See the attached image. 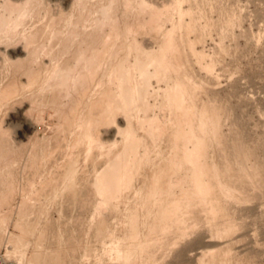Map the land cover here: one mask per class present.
I'll return each instance as SVG.
<instances>
[{
  "label": "rangeland",
  "instance_id": "374dc122",
  "mask_svg": "<svg viewBox=\"0 0 264 264\" xmlns=\"http://www.w3.org/2000/svg\"><path fill=\"white\" fill-rule=\"evenodd\" d=\"M88 1L90 2L88 3L89 6L86 5L87 8L85 9L88 13L87 15V13H85V11L82 9L77 10L75 8H72V4L70 5V0H65L64 2L61 0H41L40 5L35 7L36 9H34V12L29 14L31 17H29V15L24 17L27 25L24 22V18H20L19 21L21 20L22 22L16 21V23H10V26L7 25L8 28L4 27L2 32L0 31V82H2L0 83V99L3 100V102L2 100H0V130L3 131H0L2 133L0 135V154H2L0 155V254H3L7 259L13 261L15 264H22L21 259L23 260V264H44L45 262V264H264V0H146L148 4H150L149 6H151L154 2L153 5H155V7L157 6L156 8H160L159 10L165 11V13L162 15V18L164 19L163 23L165 24V27H167V29L165 27L164 29L166 31H170V29L172 30V28L174 27V45L176 46L177 44L176 49L174 50V52L176 53H174L173 51V55L171 54V52L167 53V57L169 56V61L171 62L172 60L171 64L170 62L169 64L170 67L171 65H173L171 67V70L175 69L173 70L174 72H171L170 75H166L167 78H165V76L158 79L153 78V84L151 83L153 86V90L151 86V91L154 92V90H156L155 92H158L161 88L160 92L163 93V90L165 91L167 86L172 87V85L176 83L175 80L178 79L184 84L185 88L187 87V90L190 86L189 91H191V93L186 90L189 93L185 94V98L189 101L185 100L186 104H183L182 108L180 109L181 112H176L175 110L172 112V110L166 108V106L160 107L162 100L164 103L166 102V98H163L164 95H159L160 92L158 94L155 93L156 95H158L157 97L155 95L154 98L150 97L152 99L151 101L149 99L150 104L154 106V103H156V107L154 106V110H150V114L153 112L152 114L154 116L150 115L149 113L148 114L150 115V117L152 116L151 118L155 117L156 120L159 117L158 123L161 125V128L164 129L165 134L162 136L160 141H158V147L155 146L154 149L152 148V150H150V153L151 151H153L152 155H150V153L148 152V158L147 156H145V149L142 148L143 146H141L140 151H142L140 152V157H138V160L142 163L143 160H145L148 163V165L146 164V166V162L144 161L143 165L145 171L144 169L142 170L141 167V171L139 170L136 174V181L134 180L133 185L129 189V192L132 193L126 195L130 196L127 197V199L125 196L114 206L112 203H107L105 207L101 209L102 215L100 213L101 210H97L96 212L95 209H93L95 204V207L97 209L98 202L94 197L91 199V201H88L86 200V196L84 194H77V192H74V195L70 192L69 194L71 195L69 196L72 197H70V199L66 197H68L69 188L71 189L73 187L72 183H75L77 185V182H79L78 180H83V182L92 181L91 177L88 178L89 174L87 175V173L93 170V168L91 167L95 166V163L98 162L96 160L99 157V154L98 156L91 154L86 159H84V152L87 149L90 140L88 138H83L82 136L85 132L87 120H84L83 118L80 119L82 117L81 115H85L89 112L90 115L95 117L101 106L100 104H103L101 103L104 100V97L102 95L107 91H115L116 85L112 87L113 83L111 84L108 80H104V84L102 83V81L96 80L94 82L95 85L93 84L91 86L93 88L90 87L92 92L87 96L84 95V97H86V100L82 94L78 93L80 95L79 96L73 91L71 92L73 93L71 96L72 99L70 98V96H68L70 100H67V97H63L64 99L67 98L65 102L63 98H60L56 104L53 103V100H51L53 98V94L55 95L56 92H48L49 89L47 90V88H44V84H42V82H31L29 84L26 79L21 77V73L19 74V71H13L14 66L12 65V63L14 62H18L21 59L23 61V59H26L25 54L20 53V50L23 49V47L26 45L28 34L34 33L36 30H40L42 31V33L39 31L40 35L36 37L35 45L33 44L32 46L42 45L43 42L45 43L47 41V43H45L46 45L43 44L44 48H46V52H41V56L39 55L37 57L32 66H35L34 63H36L37 65L38 62L37 69L39 68V71H44L42 75L46 78L49 77L47 71H58L61 68H65V66L71 67L75 60V56L73 60L71 59L73 58V50L74 54H76L75 48L76 50H78L79 47V45L78 47L76 45L77 42L78 44L86 45L85 47L83 46V49L87 50L86 48L89 47L87 45H89L90 42L89 36L91 37V34L88 33L92 29V32L94 31V19L98 15L96 10H98L97 6L99 4V1L97 2V0H87L86 2ZM4 2L5 0H0V7ZM15 2L13 1V3L19 4V2L21 1ZM49 3H51V5ZM60 8L64 10H61ZM66 8H68V12ZM73 9H75V11ZM79 10L82 12H80ZM1 11L2 9L0 8V13ZM52 11L53 15L51 16ZM61 11L64 13V19L62 18V20L60 19L61 21H59L61 14L59 12ZM88 11H91V14ZM95 12L97 15L95 14ZM38 13L40 14V17ZM79 13L85 14L86 19L88 20V22L86 23L87 25L90 26L92 22L93 24H91L90 27H86L84 21L80 24H76L75 22L73 23L72 20L76 21L78 16L80 15ZM169 13L172 16H169ZM34 15L37 16V19ZM92 15L95 16V18ZM128 15H132V12H129ZM57 17L59 23H57L58 25L55 24V28L59 30H61L62 28L61 40H57L58 34L50 36L45 34L48 28V25H46L47 22L49 24L50 18L56 19ZM70 19L73 23V25L71 24L72 26H70ZM37 20L39 22H37ZM63 20L65 21L63 22ZM87 20H85V22ZM66 21H68V24ZM20 24L24 26H22L21 28ZM131 25V33L134 31V35L133 33L131 34L133 36H131V39H133L136 35L135 38L137 39H134L138 42L139 46L142 45L141 47H143L147 52H152V50L156 52L159 51V48L163 43L162 41H164L165 39L164 31L160 32V30H157L155 28V30L157 31L155 32L154 29L152 30V28L154 27H152L150 24H146L142 27L141 25L143 24L137 25L135 23H132ZM14 26H16L17 29ZM74 26H76L75 28H78L77 26H83V28L80 27V30H82H79L80 32H82V35L79 36L78 34L80 33H77L79 37H74L77 38L75 39L76 43L74 40H72L71 44H69V49L65 52L63 51L64 49L62 46L64 42L63 39H65L67 35L66 33L69 32L68 30H70V28V31L75 30L73 28ZM84 26L86 27V30ZM136 26L140 27L137 28ZM63 28L65 29L63 30ZM89 29L90 31H88ZM76 30L75 32H77ZM87 34L89 36H87ZM159 34L161 36L163 35V37H161ZM12 35L17 37H14ZM44 35H46V38L49 36L47 38L49 40H47ZM86 38L88 39V43H83V41H86ZM51 40H54L55 44ZM111 40L112 39L103 43L104 48L102 58L104 57V60L107 59V56H109L106 52V48H108V45L115 43L114 39L112 41ZM73 43H75V45ZM53 44L57 47L56 49ZM72 44L74 45V49L72 48ZM104 44L106 45V47ZM51 46H53L54 48ZM125 46H123L120 51L118 49L121 56H125L123 53H126L128 51V46ZM60 48L62 49V51ZM71 48L73 50H71ZM177 48L179 49L177 50ZM61 52L66 54L67 56L63 54L62 57ZM70 54L72 55L70 56ZM55 55L57 60L55 59ZM131 56L129 57V62L131 65H134L136 56ZM52 58L54 60H52ZM70 63L72 64L70 65ZM46 64L49 67H47V69ZM50 67L53 68L50 70ZM180 68L183 70L182 72L181 70H179ZM34 69L36 68L34 67ZM149 69L151 71H154V66H150ZM102 70L103 68L100 69V71ZM15 73H18L20 75V78L23 80L19 78L18 74L13 76V74ZM185 74L188 76H185ZM13 77H16L20 83L17 82V79L12 80ZM186 77H189L188 79L190 80L188 81ZM10 79L12 80V82H14L15 80L17 83H12L14 85H9L10 87L8 89V81L10 82L9 84H11ZM168 81L170 82V84ZM191 83L192 85H190ZM15 84H18V86ZM16 86L19 88H17ZM191 88L193 89L191 90ZM42 89H44V91ZM50 90L54 89L51 88ZM41 91L43 92V94ZM74 93L78 95V97H76ZM46 95L48 98H46ZM33 96L35 97L33 98ZM190 96H192V98ZM73 97L76 98L75 101V98L73 99ZM100 97L103 100H99L101 99ZM4 98L7 99L5 100ZM42 98L45 99V101L43 100L45 103H42ZM62 100L64 102L63 105L66 107L68 106L66 109L62 107ZM78 100L80 101L78 102ZM67 102L70 105L67 104ZM71 102H73L72 104L74 105H72ZM74 102L77 104V107ZM59 104H61V106H59ZM71 105L73 107L75 106L76 109L74 107L73 110V107H69ZM84 105L88 108L84 107ZM61 108L64 109L62 110ZM68 108H72L71 110H73L74 113L73 111L69 112ZM168 109L172 112V114L174 112L175 113L171 115V112ZM55 110L58 114L55 112ZM183 110L184 112L187 111L185 112L186 115L184 112H182ZM61 111L63 113L66 111L67 114L69 113V115L67 116L65 112V115L63 116V113ZM71 112L74 115L71 114ZM59 113L63 116L62 119L60 118L61 116L59 115ZM136 113V115L138 116L141 113V115L139 116L140 119H142L145 114L142 111L140 112V110ZM57 115H59L60 117H58ZM72 115L74 118H72ZM66 116L67 118H65ZM64 118H69L68 120L71 125H69V122H66ZM64 122L68 123V129L72 128L70 130L72 134L70 133V137H67L69 138L66 140L68 144L66 143V141H63L65 143L64 145L66 146L63 147L62 151V147L61 145H59L60 139L58 138L61 130H59L57 127H59V123L60 129L63 124V127H66L67 124H65ZM74 122L75 124H73ZM136 123H138L139 125H136L140 127V122ZM50 124L52 127L50 126ZM53 126H55L59 130V133L57 132L58 130ZM200 126L202 128H200ZM81 127L84 131H81ZM104 127L105 125H102L100 127V133L98 132L94 139L101 138L103 140V143L107 142V144L105 145L106 147L107 145H110L112 143L111 141H113L114 139L112 140V138L106 135V133L104 132V130L106 131V129H104ZM54 128L56 129L55 132H53L55 130ZM140 131L138 132L139 135L142 137L144 136L143 138H145L142 141L147 140L148 133L144 134V132L147 131V126ZM193 132L196 133V135ZM47 134H49L51 137H54L51 140V145L49 147L47 146L48 148L46 147L47 149H45V152L43 150H39L38 153L33 148L37 145L47 144L50 140L49 138H51ZM77 134L79 136L81 135L82 138H80ZM35 137L37 138L35 139ZM56 137L57 139L54 140ZM60 138L63 139V133L62 137L60 136ZM75 138H78V140ZM195 138L197 140H194ZM81 140L82 142L84 141L82 145ZM86 140H88V142ZM182 140H184V142ZM54 142L58 145V147L60 146L61 148H58L54 144L56 146L55 147L52 144ZM74 142H76V144ZM85 143L88 144L86 145ZM91 143L93 142H90L89 146H91ZM189 143L192 145H190ZM84 144V147H86V149L82 148ZM117 146L121 147L120 144H117L115 147L113 141L112 145L107 146L104 149L108 150V147H111V149H117ZM187 147L190 148V150H188ZM193 147L196 149H194ZM183 148L185 149L183 150ZM154 150L157 152L155 153ZM182 150L183 153L185 151H190L192 153V164L189 163V160H187L184 157V154L181 153ZM82 151H84L83 155ZM30 152L33 154H30ZM37 153L39 154L38 156ZM153 153H155L156 156ZM158 153H161V155L163 154L162 156L164 157H161V155H159ZM171 153H173V155ZM46 154L48 158L46 157ZM75 154H77V156ZM52 156L55 157V159L52 158ZM91 156L95 158L93 159ZM30 157L32 158L29 159ZM90 157L93 159V161H95V163L92 162L93 164H90L91 162L89 161V159L92 160ZM196 157L197 159H195ZM81 158H83L85 162L82 161L83 159ZM100 158L103 159V157H99V160ZM145 158H147L148 161ZM149 158L151 160H149ZM33 159H35L36 162L34 160L33 163ZM31 161L33 164L31 163ZM66 161L68 162L66 163ZM165 161H168V163ZM73 162H76V164ZM161 163H165V168L160 169L161 171L164 170L162 172H160V170L158 169L160 167H163L159 165ZM70 164L72 166H70ZM73 164H75V167L73 166ZM96 164H99L98 169H100L99 167H101L102 163L101 165L100 163ZM7 165L8 167L7 169H5ZM87 165H89L90 168ZM191 165L193 167V171L196 169V172H193L191 170ZM28 166V169H24ZM39 166L41 168L43 166V168L41 169ZM84 166H86L87 168L84 169ZM67 168H69V170L75 168L73 171L71 170V174H73L74 171V174H77L72 176L74 179H70L71 181H68L70 177H65V179L63 178L64 180L62 179L63 172L69 173V170ZM87 169L89 172L87 171ZM24 170L27 171L25 172ZM157 170H159L158 172H160L161 174L157 173ZM84 171L86 172L84 173ZM142 171H144L145 173H143ZM29 172H32L33 174H30ZM53 172L56 173L54 174ZM92 172L93 173H91V175H94V171ZM141 172L142 175L140 174ZM66 173H63V177L66 175ZM56 175L58 177L54 178L53 176ZM77 176L78 179H75L77 178ZM59 178H61L60 180L62 183H64L63 181H65L67 185L64 186L65 183L60 184L58 181ZM139 178L140 181H138ZM171 178H178V182L177 180H175L176 183L173 182ZM75 180L76 182H74ZM196 180L197 182H200L202 184V190H200V187L197 186ZM54 181L57 182L56 186H60H55L56 188H54V190H59V188L61 189V186L63 185V188L60 190V192L56 190L58 191V193L56 192L57 195H55L56 193L53 194V192L55 191L52 188L54 187L53 185L56 184ZM47 182L48 185L51 182L52 184L48 186ZM70 182L71 187L68 184ZM134 185L136 186V189ZM50 186L51 189L49 188ZM66 186L67 188L69 186V188L68 191H65V194L67 192V196L65 197V195H62V192H64ZM132 187H134L135 190ZM77 188H79V186ZM169 188L170 191L172 190L171 194L168 197H162L163 193H166ZM48 189L52 191L51 192L49 190L53 194V196L51 194V198H49L50 193L47 191ZM131 190H134V192L136 191V193ZM46 191L49 194H47ZM139 194H141V196ZM195 194L196 196H194ZM60 195L61 197H59ZM82 195H84L85 197ZM152 195L154 196L152 197ZM156 195L158 196L156 197ZM80 196L84 197L83 199L85 200H80L81 202H87L85 203V205L83 204V207H85L84 209L81 205L82 203L79 202V199H82ZM132 196L134 197L132 198ZM56 197H58V199ZM154 197L157 198L158 202L159 200L164 198L169 199L172 202L176 201L178 203L176 215L166 216V221H164L165 219L163 218V228H161L159 232H157L159 229L156 230L153 228V225L156 221V217L155 215H153L154 213L152 214L147 210L149 209V207H155L158 203L157 201L154 202V200H156V198L154 199ZM142 200H144V202ZM108 204H112L110 205L111 207L108 206ZM144 204H150V206L148 205L146 207V205L144 206ZM89 205H91L93 208H91ZM107 206L111 208L114 213H111V209L106 210ZM87 207H90V209ZM114 207H116L117 209L116 212L114 211ZM92 211L94 212V214ZM25 212L28 213V215H24ZM135 214H138V217H140V229L138 227H133L132 229V223L134 222L133 217L135 216ZM103 215L105 217H103ZM24 216H26L25 219H29L25 221ZM18 218H23V221L19 220ZM100 219L103 222H100ZM98 222H100L101 224ZM29 224H31V227L28 226ZM43 227L47 228L44 229ZM28 228L30 231L28 230ZM134 229L136 230V232L133 231ZM225 229L226 231H229L225 232ZM26 230H28V232ZM10 234H13L17 238L24 239L25 242L21 245L25 247L22 246V249L21 246H17L20 244H18L16 239L14 240L10 238ZM151 234L155 237L151 238ZM58 236L62 238L60 239L61 241H59L61 244L58 242V245L59 247H61L62 251L60 250V248L56 247L60 251L55 250L56 252H52L50 251V249L52 248L51 250H53ZM55 237L57 239H55L54 241L53 238ZM148 238L150 239V241H148ZM145 241H147V243L149 242V244H146ZM53 242L54 244H52ZM135 242L137 245H135ZM40 243L41 248L38 249L40 247ZM43 246L44 249L41 250ZM131 246L132 248H130ZM145 246L147 247L145 248ZM21 249L22 251H25H23V253H26V255L22 254V251H19ZM37 249L40 251V253ZM135 249L138 250L135 251ZM140 249L143 251H141ZM121 250H123L125 253L123 254ZM138 251L139 253H137ZM62 252L66 255L63 254L62 256ZM35 254H38V257L34 256ZM52 254H55V257ZM134 254L137 260H135ZM23 255L25 258H22ZM128 255H130V258H127ZM46 256H48L49 258L47 259ZM120 256L122 258H120ZM138 256L141 260L138 259ZM42 257L43 260H41ZM45 257L48 262L44 260ZM52 257H54L55 259ZM63 257L65 258L66 262L63 261ZM37 258L38 260H36ZM127 260L128 262H126Z\"/></svg>",
  "mask_w": 264,
  "mask_h": 264
},
{
  "label": "bare ground",
  "instance_id": "6f19581e",
  "mask_svg": "<svg viewBox=\"0 0 264 264\" xmlns=\"http://www.w3.org/2000/svg\"><path fill=\"white\" fill-rule=\"evenodd\" d=\"M4 1V0H3ZM13 1L15 2V1H21V2H19V4H15V3H13ZM61 1H65V0H61ZM87 1V0H86ZM85 0H72V2H71V0H70V5L72 4V8H75V9H82V10H84L85 11V13H87L86 12V5H88V3H90L89 1L88 2H86ZM92 1V0H91ZM99 1V4H98V10H96V12H97V14H96V12H95V14L97 15V17L95 18V16H93L94 18H92V19H94V26L95 27H93V25H92V27L94 28V31L92 32V30L90 31V29L88 30V31H90V32H92V33H88V34H91V37L87 34V36H89V38H90V42H89V45H87V46H89V47H87L86 49L87 50H84L83 48L86 46V45H84V44H78V42H77V47H78V45H79V47H78V50H76V48H75V52H76V54H74V45H75V43H76V41H75V39H77L80 35H82L81 33L82 32H80L81 30H80V27H82L83 28V26H77L78 28H75L76 26H74L73 28L76 30V29H78V30H76L77 32H75V30H72V31H70L71 30V28H70V30H68L69 32L68 33H66L67 35H66V37H65V39H63L64 40V42H63V44H62V46H63V51H67L68 49H69V44H71V42H72V40H74L75 41V43H73L72 44V48H71V50H73V55L72 54H70V56L72 55L73 56V58H71L72 60L74 59V56H75V60H74V63H73V65L70 67H67V66H65V68H61V69H57L58 71H47L48 73L47 74H49V77H44L43 75H42V73L44 72V71H39L40 69L38 68L37 69V65H38V62H37V65H36V63H34L35 64V66H32L33 65V62H35V60L37 59V57L40 55L41 56V52H46V48H44V46H43V44H45V43H47V41L44 43L43 42V44L42 43H40V44H42V45H36V46H32L33 44L35 45V39H36V37H38L39 35H40V33H39V31L38 30H36L34 33H31V34H28V37H27V39H26V45L23 47V49H21L20 50V53H23V54H25V56H26V59L24 60L23 59V61H22V59L20 60V61H18V62H14V63H12V65L14 66V70L13 71H19V74L21 75V77L22 78H24V79H26V81L30 84L31 82H33V83H38V82H42V84H44V88H47V90H48V92H50V91H53V92H56V94L54 95L53 94V98L51 99V100H53V103H56L57 104V101H59V99L60 98H63V97H67L68 98V96H70V98H71V96H72V94L73 93H71V92H75V93H79V94H82L83 95V97H84V95H88L89 93H91L92 91H91V88H93V87H91L93 84H94V82L96 81V80H99V81H102V83L103 82H105L104 80H108L111 84H112V87L113 86H115L116 85V89H115V91H107V92H103L104 94L102 95L103 97H104V100L101 98V99H99V100H103V102H101V103H103V104H100L101 106H100V108H99V111H98V113H97V115L94 117V116H92V115H90L89 114V112L88 113H86L85 115H81L82 117L80 118V119H86L87 120V125L85 126V132L83 133L84 135H82L83 136V138H88L89 140H90V142H93V143H91V146H89L90 145V142H89V147L87 146V149H86V147H84L85 146V144L87 145L88 143H85L84 145H83V147L82 148H85L86 150H85V152L84 151H82V155L85 153V158L84 159H86L88 156H90L91 154H93V155H97L98 156V154H99V157H103V159L102 158H100V160H99V157H98V159L96 160V161H98V162H96V163H100V165H101V163H102V165H101V167H99L100 169H98V165L95 163V161H93V159L95 158H93L92 156V160H90L89 159V161L91 162L90 164H93L92 162H94L95 163V166H93V167H91V168H93V170L92 171H94V175H91V173H93L92 171L91 172H89L88 171V169L90 168L89 167V165H87L89 168L87 169V171L89 172V173H87V175H88V178L89 177H91V180L92 181H86V182H83V180H78L79 182H77L78 184L76 185L75 183V186H74V184L72 183V188L70 189L69 188V186H68V188H69V192H68V197H66L67 196V192H66V194H65V191H68V188H67V186H66V188H65V190H64V192H62L63 194V196L65 195V197L66 198H68V199H70V197L71 196H69V195H71V194H73L74 195V192L76 193L77 192V194L79 193V194H84L85 196H86V200H88V201H91V199L94 197L95 198V200L96 201H98L97 202V209H96V207H95V205H94V208L91 206V205H89L91 208H93V209H95V211L97 212V210H101L102 208H104L105 207V205L107 204V203H112L113 204V206L115 205V204H117V202H119L122 198H124L126 195H128V194H130V193H132V192H129V189L131 188V186L133 185V183H134V180L136 181V179H135V176H136V174L138 173V171L140 170V168L142 167V170L144 169V161L145 160H143V163L142 162H140L139 160H138V157H140V152L142 151H140V148H141V146H143L142 148H144L145 149V156H147L149 153H150V150H152V148L154 149V147L155 146H157L158 147V145H159V143H158V141H160V139L162 138V136L165 134V131H164V129L163 128H161V125L158 123V120H159V117H158V119L156 120V118L155 117H153V118H151L150 117V115H153L152 113L150 114V110H154V106H155V104L156 103H154V106L153 105H151L150 104V102H149V99H150V101L152 100L150 97H153L154 98V95L157 97L158 95H156V94H158L161 90V88L159 89V91L158 92H155L156 90H154V92H152L151 91V86H152V80H153V78H160V77H163V76H165V78H167L166 77V75H170V73L171 72H174L173 70H175V69H173V70H171V67L173 66V65H171V67H170V64H171V62H172V60H171V62L169 61V56L167 57V53L168 52H171V54H172V51L174 52V50L176 49V46H177V44H176V46L174 45V34H175V31L173 30V28H172V30L170 29V31L168 30V31H166L165 29H164V27H165V24L163 23L164 22V19L162 18L163 16V14L165 13V11H161V10H159L158 8H156L155 7V5H153L154 4V2H153V4L151 5V6H149L150 4H148V0L146 1V0H97V2ZM50 2V1H49ZM58 2V1H57ZM93 2H96V1H93ZM21 3V4H20ZM40 3H41V0H5V2L3 3V5L0 7L1 9H2V11H1V13H0V31L2 32V30H3V28L4 27H7V25L8 26H10V23H16V21H19V19L20 18H24V17H26L27 15H29L30 13H32V12H34V9H36L35 7H37L38 5H40ZM54 3H56V2H54ZM53 3V4H54ZM50 5H51V3H49ZM158 5V4H157ZM53 6V5H52ZM89 6V5H88ZM91 6H92V3H91ZM154 6V7H153ZM43 7V6H42ZM50 7V6H49ZM48 7V8H49ZM71 7V6H70ZM47 8V9H48ZM55 8V7H54ZM72 8H70V9H72ZM133 8V9H132ZM170 8V7H169ZM46 9V10H47ZM61 9V8H60ZM67 9V12L69 11L68 10V8H66ZM75 9H73L74 11H75ZM92 9V8H91ZM94 9H95V7H94ZM43 10V9H42ZM61 10H64V9H61ZM88 10V9H87ZM93 10V9H92ZM122 10H125V11H122ZM133 10V11H132ZM44 11V10H43ZM50 11V10H49ZM56 11V10H55ZM80 11V10H79ZM83 11V12H84ZM181 11V10H180ZM42 12V11H41ZM48 12V11H47ZM46 12V13H47ZM80 12H82V11H80ZM88 12H90V14H91V11H88ZM93 12V11H92ZM129 12L131 13L132 12V15H128L129 14ZM40 13V12H39ZM38 13V15H39V17H40V14ZM59 13H61L60 14V18H59V21H61L62 20V18L64 17V13L61 11V12H59ZM75 13V12H74ZM181 13V12H180ZM70 14V13H69ZM80 14V13H79ZM93 14V13H92ZM148 14V15H147ZM31 15H33V14H31ZM46 15V14H45ZM44 15V16H45ZM53 15V11H52V14H51V16ZM87 15H88V13H87ZM147 15V16H146ZM34 16H36V15H34ZM41 16H42V14H41ZM69 16V15H68ZM74 16V15H73ZM91 16V15H90ZM169 16H172V15H170V13H169ZM29 17H31L30 15H29ZM38 17V18H39ZM67 17V16H66ZM88 17V16H87ZM43 18V17H42ZM48 18V17H47ZM29 19V18H28ZM36 19H37V16H36ZM41 19V18H40ZM46 19V18H45ZM49 19V18H48ZM61 19V20H60ZM64 19V18H63ZM76 19V18H75ZM89 19V18H88ZM31 20V19H30ZM65 20H67V19H65ZM65 20H63V22L65 21ZM85 20H87L86 19V16H85V14L84 13H81L79 16H78V18H77V20L76 21H74V20H72L73 21V23L75 22L76 24H80V23H83V21H84V24H86L87 22H88V20L85 22ZM90 20H91V18H90ZM172 20V19H171ZM170 20V21H171ZM21 21V20H20ZM19 21V22H20ZM43 21V20H42ZM46 21V20H45ZM58 21V17L56 18V19H54V18H50V22H49V24H48V22H47V24L46 25H48V28H47V30H46V35H54V34H58V36H57V40H61V36H62V34H61V30H62V28H61V30H59V29H56L55 28V24H57V23H59V21ZM72 21H71V19L69 20V22H70V26H72L73 25V23H72ZM169 21V20H168ZM22 22V21H21ZM24 22H25V24L27 25V23H26V20H25V18H24ZM37 22H39L38 20H37ZM63 22H61V23H63ZM67 22V24H68V21H66ZM92 22V21H91ZM90 22V23H91ZM29 23V22H28ZM132 23H135V24H137V25H141V24H143V25H141V27L142 26H145L146 24H150L152 27H154V28H152V30L154 29L155 30V28L157 29V30H160V32H163L164 31V34H165V39H164V41H162L161 43H162V45L160 46V48H159V51L158 52H156V51H153L152 50V52H150L149 50V52H147L143 47H141L142 45H140L139 46V44H138V42L135 40V39H137V38H135V36H134V38L133 39H131V34L134 32H132L131 33V31H132V29H131V24ZM72 24V25H71ZM91 24H93V22L91 23ZM91 24H90V26H91ZM12 25V24H11ZM58 25V24H57ZM65 25H66V23H65ZM81 25H83V24H81ZM134 25V24H133ZM167 25V24H166ZM175 25V24H174ZM20 26H21V28H22V26H24V25H21L20 24ZM19 26V27H20ZM64 26V25H63ZM86 27L88 26V27H90L89 25H85ZM84 26V28H85V30H86V27ZM14 27H16V26H14ZM17 27H18V25H17ZM17 27H16V29H17ZM60 27V26H59ZM137 28H139L140 26H136ZM147 27V26H146ZM8 28V27H7ZM10 28V27H9ZM40 28V27H39ZM166 29H167V27H165ZM11 29V28H10ZM20 29V28H19ZM45 29H46V27H45ZM65 28H63V30H64ZM67 29V28H66ZM68 29H69V25H68ZM5 30V29H4ZM6 30H8V29H6ZM24 30V29H23ZM44 30V29H43ZM80 30V31H79ZM151 30V31H152ZM88 31H86V32H88ZM3 32H5V31H3ZM8 32V31H7ZM13 32V31H12ZM17 32H18V30H17ZM19 32H21V31H19ZM41 33H42V31H40ZM66 32H67V30H66ZM85 32V31H84ZM155 32H157L156 30H155ZM8 33H10V32H8ZM7 33V34H8ZM77 33H80V34H78L77 35ZM136 33V32H135ZM11 34V33H10ZM23 34V33H22ZM25 34V33H24ZM161 34H163V33H161ZM5 35V34H4ZM19 35V34H18ZM46 35H44L45 36V38H46ZM133 35H134V33H133ZM160 35V34H159ZM8 36V35H7ZM6 36V37H7ZM12 36H14V35H12ZM27 36V35H26ZM25 36V37H26ZM48 36V37H49ZM75 36H77V38H74ZM161 36V35H160ZM14 37H17V36H14ZM13 37V38H14ZM24 37V38H25ZM41 37V36H40ZM47 37V38H48ZM56 37V36H55ZM54 37V38H55ZM64 37V36H63ZM81 37H83V36H81ZM85 37V36H84ZM133 37V36H132ZM161 37H163V35L161 36ZM46 38V39H47ZM52 38V37H51ZM74 38V39H73ZM88 38V37H87ZM86 38V41H83V43L85 42H87V39ZM53 39V38H52ZM110 39H114L115 40V43L114 44H111V45H108V48H106L107 49V54L109 55V56H105L107 59H105L104 60V57L102 58V54H103V48H104V46H103V43L105 42V41H108V40H110ZM162 39V40H163ZM1 40V39H0ZM47 40H49V39H47ZM84 40V39H83ZM111 40V41H112ZM181 40V39H180ZM3 41H4V39H3ZM2 41V42H3ZM39 41H40V39H39ZM51 41H53L54 42V44H55V41H56V39H55V41L54 40H51ZM78 41H79V39H78ZM145 41V40H144ZM41 42H42V40H41ZM58 42V41H57ZM110 42V41H109ZM0 43H1V41H0ZM50 43V42H49ZM48 43V44H49ZM80 43H81V41H80ZM88 43V42H87ZM111 43V42H110ZM109 43V44H110ZM142 43V42H141ZM160 43V44H161ZM180 43V42H179ZM22 44V43H21ZM23 44H24V42H23ZM37 44V43H36ZM54 44H53V46H54ZM108 44V43H107ZM46 45V44H45ZM57 45H59V44H57ZM105 45V44H104ZM125 45H127L128 46V51L126 52V53H123L125 56H121V54L119 53V51H120V49L123 47V46H125ZM144 45V44H143ZM19 46V45H18ZM53 46H51V47H53ZM84 46V47H83ZM127 46H125V47H127ZM4 47H6V46H4ZM22 47V46H21ZM55 47V49L57 48L56 46H54ZM53 47V48H54ZM59 47V46H58ZM76 47V46H75ZM105 47H106V45H105ZM146 47H148V46H146ZM179 47V46H178ZM3 48V47H2ZM61 49V48H60ZM118 49H119V51H118ZM124 49V48H123ZM126 49V50H127ZM149 49V48H148ZM152 49V48H151ZM179 48H177V50H178ZM48 51H49V48H48ZM52 51H53V49H52ZM61 51H62V49H61ZM69 52V51H68ZM122 52V51H121ZM51 53V52H50ZM57 53V52H56ZM55 53V54H56ZM174 53H176V52H174ZM173 53V54H174ZM59 54V53H58ZM63 54L64 53H62L61 52V55H62V57H63ZM68 54V53H67ZM106 54V55H107ZM172 54V55H173ZM47 55V54H46ZM54 55V54H53ZM65 56H67L66 54H64ZM119 55H120V57H119ZM131 55H135L136 56V60H135V64L133 65H131L130 64V62H129V57L131 56ZM166 55V56H165ZM171 55V56H172ZM177 55V54H176ZM179 55V54H178ZM2 56V55H1ZM3 57V56H2ZM1 57V58H2ZM132 57V56H131ZM25 58V57H24ZM4 59V58H3ZM2 59V60H3ZM13 59V58H12ZM19 59V58H18ZM55 59H56V55H55ZM103 59V60H102ZM176 59V58H175ZM10 60V59H9ZM52 60H54L53 58H52ZM57 60V59H56ZM62 60V59H61ZM11 61V60H10ZM48 61V60H47ZM67 61V60H66ZM65 61V62H66ZM2 62V61H1ZM54 62V61H53ZM68 62V61H67ZM66 62V63H67ZM73 62V61H72ZM105 62V63H104ZM169 62H170V64H169ZM43 63V62H42ZM8 64V63H7ZM41 64V63H40ZM52 64V63H51ZM54 64V63H53ZM72 63H70V65H71ZM55 65V64H54ZM150 66H154V71H151L150 69H149V67ZM34 67L36 68V69H34ZM39 67V66H38ZM47 67H48V65L46 64V69H47ZM49 68V67H48ZM53 68V67H52ZM51 67H50V70L52 69ZM101 68H103V70L102 71H100V69ZM0 69H1V67H0ZM42 69H44V68H42ZM55 69V68H54ZM178 69V68H177ZM179 70H181V72L183 71L181 68L179 69ZM177 72V71H176ZM179 72V71H178ZM1 73V72H0ZM3 73V72H2ZM16 74H18V73H15V74H13V76H15ZM18 74V75H19ZM46 74V73H45ZM186 74H187V72H186ZM185 74V76H188V75H186ZM20 75H19V78H20ZM181 75V74H180ZM47 76V75H46ZM182 76V75H181ZM189 76H190V74H189ZM169 77H171V76H169ZM17 78H18V76H17ZM16 77H13L12 78V80L13 79H17ZM164 78V79H165ZM173 78V77H172ZM179 78V77H178ZM189 77H186V79H188ZM191 78V77H190ZM3 79V78H2ZM21 79V78H20ZM19 79V80H20ZM174 79H175V77H174ZM0 80H1V75H0ZM11 80V79H10ZM12 80H11V84H9L10 82L8 81V85H7V87H8V89H9V85H14V84H12V83H17V82H19L18 81V79H17V82L14 80V82H12ZM21 80H23V79H21ZM169 80V79H168ZM170 80H171V78H170ZM190 79H188V81H189ZM176 81V83H174V85H172V87H170V86H167V88L165 89V91L163 90V93H161L160 92V94L159 95H161V94H163L164 96H163V98H166V102L164 103L163 102V100H162V102H161V104H160V107L162 106V107H165L166 106V108H169L170 110H172V112L175 110L176 112L178 111V112H181V108H182V106H183V104L185 103V100H187L186 98H185V94H187V93H191V91H189L190 90V86L188 87L189 89L187 90L185 87H184V84L182 83V82H180L178 79L177 80H175ZM3 82H4V80H3ZM169 82V81H168ZM191 82V81H190ZM193 82V81H192ZM0 83H2V82H0ZM20 83V82H19ZM18 83V84H19ZM108 83V82H107ZM152 83V84H151ZM172 83H173V80H172ZM18 84H15V85H17L18 86ZM22 84H24V83H22ZM21 84V85H22ZM104 84V83H103ZM169 84H170V82H169ZM26 85V84H25ZM24 85V86H25ZM34 85V84H33ZM37 85V84H36ZM95 85V84H94ZM190 85H192V83L190 84ZM195 85V84H194ZM16 86V87H17ZM39 86H40V84H39ZM6 87V86H5ZM6 87V88H7ZM14 87V86H13ZM26 87H28V86H26ZM31 87H32V85H31ZM91 87V88H90ZM99 87V86H98ZM5 88V89H6ZM15 88V87H14ZM17 88H19V87H17ZM34 88V87H33ZM51 88H53L54 90H50ZM100 88V87H99ZM194 88V87H193ZM193 88H191V90L193 89ZM196 88V87H195ZM25 89V88H24ZM27 89V88H26ZM35 89V88H34ZM18 90V89H17ZM16 90V91H17ZM22 90V89H21ZM43 91H44V89H42ZM46 90V89H45ZM98 90V89H97ZM100 90V89H99ZM152 90H153V86H152ZM189 91V92H187V91ZM10 91V90H9ZM31 91H32V89H31ZM106 91V90H105ZM42 92V91H41ZM53 92H51V93H53ZM14 93V92H13ZM20 93V92H19ZM50 93V94H51ZM74 93V94H75ZM156 93V94H155ZM42 94H43V92H42ZM47 94V93H46ZM71 94V95H70ZM78 94V95H79ZM95 94V93H94ZM5 95V94H4ZM78 95H76L75 94V96L76 97H78ZM37 96V95H36ZM39 96V95H38ZM80 96V95H79ZM91 96V95H90ZM187 96V95H186ZM6 97V96H5ZM35 96H33V98H34ZM44 97V96H43ZM188 97V96H187ZM191 98H192V96H190ZM32 98V99H33ZM46 98H48L47 97V95H46ZM49 98H50V96H49ZM67 98H63V100H64V102H65V100L67 99ZM75 97H73V99H74ZM85 98V100H86V97H84ZM87 98H89V97H87ZM5 99V98H4ZM7 99V98H6ZM5 99V100H6ZM29 99H30V97H29ZM31 99V100H32ZM72 99V98H71ZM83 99V98H82ZM81 99V100H82ZM190 99V98H189ZM0 100H2V99H0ZM28 100V99H27ZM45 101V99L44 98H42V103ZM51 100H50V102H51ZM63 100H62V102H63ZM67 100H70L69 98L67 99ZM76 100V98L74 99V101ZM84 100V99H83ZM80 100H78V102H79ZM187 101H189V100H187ZM2 102H3V100H2ZM30 102V101H29ZM28 102V103H29ZM61 102V103H62ZM64 102L62 103V105L64 104ZM70 102V101H69ZM77 102V101H76ZM98 102V101H97ZM0 103H1V101H0ZM22 103H23V101H22ZM32 103V102H31ZM41 103V102H40ZM45 103V102H44ZM48 103V102H47ZM73 102H71V104H72ZM75 103V102H74ZM81 103V102H80ZM99 103V102H98ZM189 103V102H188ZM67 104H69L68 102H67ZM67 104H65V105H67ZM163 104V105H162ZM186 104V103H185ZM184 104V105H185ZM41 105V104H40ZM48 105V104H47ZM70 105V104H69ZM72 105H74V104H72ZM69 106V107H73V106ZM75 105H76V107H77V104L75 103ZM78 105H79V103H78ZM87 105V104H86ZM2 106V105H1ZM49 106H52V105H49ZM53 106H56V105H53ZM59 106H61V104H59ZM81 106V105H80ZM62 107H64L65 109L68 107H66V106H62ZM75 107V106H74ZM74 107H73V110H74ZM76 107H75V109H76ZM84 107H86L85 105H84ZM156 107V106H155ZM60 108V107H59ZM64 108H61L62 110L64 109ZM86 108H88V107H86ZM69 109V108H68ZM72 109V108H71ZM71 109H69L68 111L70 112V111H73V110H71ZM80 109V108H79ZM165 109V108H164ZM168 109V110H169ZM54 110V109H53ZM57 110V109H56ZM56 110H55V112H56ZM140 110V112L142 111V112H144L145 114H144V116L142 117V119H140V115H141V113H140V115L138 116V115H136L137 113V111H139ZM167 110V111H168ZM169 110V111H170ZM180 110V111H179ZM76 111H79V110H76ZM76 111H75V114H76ZM84 111V110H83ZM54 112V113H55ZM60 112V111H59ZM62 112V111H61ZM66 112V111H65ZM64 112V113H65ZM82 112V111H81ZM80 112V113H81ZM171 112V111H170ZM172 112L170 113L171 115H173L172 114ZM182 112H184V110L182 111ZM185 112H187V111H185ZM184 112V113H185ZM57 113V112H56ZM63 113V112H62ZM61 113V114H62ZM62 114L63 116L65 115V114H67V112L65 113V114ZM73 113H74V111H73ZM72 112H71V114H73ZM78 113V112H77ZM94 113V112H93ZM150 115H149V114ZM58 114V113H57ZM70 114V115H71ZM143 114V113H142ZM198 114V113H197ZM59 115H60V113H59ZM57 115L58 117H60L61 119H62V115ZM69 115V113L67 114V116ZM74 115V114H73ZM73 115H72V118H74L73 117ZM87 115V116H86ZM170 115V116H171ZM185 115H186V113H185ZM189 115V114H188ZM67 116L65 117V118H67ZM154 116V115H153ZM169 117V116H168ZM40 118V117H39ZM38 118V119H39ZM59 118V119H60ZM64 118V119H65ZM70 118V117H69ZM68 118V119H69ZM76 118V117H75ZM155 118V119H154ZM171 118V117H170ZM60 119V120H61ZM68 119H65L66 120V122L68 121L69 122V120ZM77 119V118H76ZM177 119V118H176ZM42 120V119H41ZM64 120V121H65ZM79 120V119H78ZM162 120V119H161ZM160 120V121H161ZM167 120V119H166ZM63 121V120H62ZM61 121V122H62ZM74 121H75V119H74ZM163 121V120H162ZM161 121V122H162ZM168 121V120H167ZM175 121V120H174ZM173 121V122H174ZM60 122V123H61ZM66 122H64L65 124H67V126L66 127H63L64 126V124L62 125V127H61V129H60V123H59V127H57L59 130H61L60 131V133H59V130L55 127V126H53V127H55L58 131V133L60 134L59 135V141H60V143L61 142H65L67 139H69V138H67L69 135H70V133H71V129H68L67 127H68V123H66ZM77 122V121H76ZM136 122H140V127H138L136 124H138V123H136ZM169 122H170V120H169ZM164 123V122H163ZM168 123V122H167ZM33 124V123H32ZM73 124H75V122L73 123ZM80 124V123H79ZM83 124H84V122H83ZM145 124H146V126H147V131H145L144 132V134L145 133H148L147 135H148V137H147V140H145V141H142V140H144L145 138H143L142 136H140L139 135V131L140 130H143L146 126H145ZM169 124V123H168ZM170 124H171V122H170ZM178 124V123H177ZM69 125H71L70 124V122H69ZM77 125V124H76ZM76 125H74V126H76ZM102 125H105V127H104V129H106V131L104 130V132L106 133V135L108 136V137H110V138H112V140L114 141V144H115V147H116V145L118 144H120L121 145V147L120 146H117L118 148L115 150V149H111V147H108L109 149L107 150V149H104V148H106L107 146H110V145H112V143H113V141H111L112 143L110 144V145H107L106 147H105V145L107 144V142L105 143H103V140L101 139V138H99V139H94V137L98 134V132L101 130L100 129V127L102 126ZM139 125V124H138ZM187 125V124H186ZM5 126V125H4ZM50 126H51V124H50ZM73 126V125H72ZM80 126V125H79ZM166 126V125H165ZM212 126H213V122H212ZM52 127V126H51ZM69 127H71V126H69ZM191 127V126H190ZM54 128V129H55ZM63 128V129H62ZM69 130H67V129ZM77 128V127H76ZM168 128V127H167ZM178 128V127H177ZM193 128V127H192ZM200 128H202L201 126H200ZM215 128V127H214ZM56 129L53 131V132H55L56 131ZM81 129H82V127H81ZM175 129H176V126H175ZM174 129V130H175ZM204 130V129H203ZM214 130V129H213ZM216 130V129H215ZM0 131H2V130H0ZM50 131V130H49ZM74 131V130H73ZM81 131H84L83 129L81 130ZM102 131H103V129H102ZM3 132V131H2ZM63 133V139L62 138H60V136L62 137V133ZM103 132V133H104ZM141 132V131H140ZM216 132V131H215ZM214 132V133H215ZM100 133V132H99ZM104 133V134H105ZM194 133V132H193ZM2 133L0 132V135H1ZM72 134V133H71ZM79 134V133H78ZM77 134V135H78ZM195 135H196V133H194ZM6 135V134H5ZM37 135V134H36ZM47 135H49V134H47ZM53 135V134H52ZM4 136V135H3ZM56 136V135H55ZM79 136V135H78ZM101 136V135H100ZM47 137V136H46ZM49 137H51L50 135H49ZM70 137V136H69ZM80 138H82L81 137V135L79 136ZM200 137V136H199ZM37 137H35V139H36ZM52 138H54L53 136L51 137V138H49L50 140H49V142L47 143V144H43V145H37L36 147L34 146V148L33 149H35L37 152L39 151V150H43L44 152H45V149H47L50 145H51V140H52ZM80 138H79V140H80ZM103 138V137H102ZM177 138V137H176ZM57 139V137L54 139V140H56ZM75 139H77L78 140V138H75ZM45 140V139H44ZM53 140V141H54ZM76 140V141H77ZM83 140V139H82ZM82 140H81V145L84 143V141L82 142ZM119 140V141H118ZM194 140H197L196 138L194 139ZM34 141V140H33ZM87 142H88V140H86ZM183 142H184V140H182ZM192 141V140H191ZM30 142V141H29ZM35 142V141H34ZM42 142V141H41ZM59 143V145H61V147H62V151H63V147H65L66 145H64L65 143ZM195 142H197V141H195ZM56 143H57V141H56ZM66 143H67V141H66ZM75 144H76V142H74ZM9 144V143H8ZM53 145L55 144V142L54 143H52ZM68 144V143H67ZM78 144V143H77ZM80 144V143H79ZM108 144H109V142H108ZM181 144H182V142H181ZM190 144V143H189ZM57 147H58V145L57 144H55ZM54 145V146H55ZM190 145H192V144H190ZM189 145V146H190ZM198 145V144H197ZM200 145V144H199ZM48 146V147H47ZM55 146V147H56ZM185 146V145H184ZM33 147V146H32ZM31 147V148H32ZM43 147V148H42ZM47 147V148H46ZM60 146L58 147V148H61ZM68 147V146H67ZM76 147H77V145H76ZM80 147V146H79ZM24 148V147H23ZM52 148V147H51ZM75 148V147H74ZM188 148V147H187ZM194 148V147H193ZM197 148H198V146H197ZM17 149V148H16ZM32 149V150H33ZM55 149H57V148H55ZM77 149V148H76ZM156 149V148H155ZM173 149H174V147H173ZM185 148H183V150H184ZM194 149H196V148H194ZM27 150V149H26ZM59 150V149H58ZM64 150H66V149H64ZM75 150V149H74ZM105 150V151H104ZM107 150V151H106ZM156 150H158V149H156ZM183 150H182V152L181 153H183ZM188 150H190V148H188ZM34 151V150H33ZM33 151H31V152H33ZM35 151V152H36ZM49 151V150H48ZM77 151V150H76ZM75 151V152H76ZM144 151V150H143ZM155 151V150H154ZM159 151V150H158ZM30 152V154H33V153H31ZM74 152V153H75ZM84 152V153H83ZM149 152V153H148ZM152 152L153 151H151V153H150V155H152ZM157 151H155V153H156ZM4 153H5V151H4ZM3 153V154H4ZM26 153H27V151H26ZM39 153V152H38ZM37 153V156L39 155ZM51 153V152H50ZM53 153V152H52ZM94 153H96V154H94ZM155 153H153L154 155H155ZM163 153V152H162ZM58 154V153H57ZM159 155H161V153H158ZM157 154V155H158ZM164 154V153H163ZM162 154V155H163ZM172 155H173V153H171ZM184 157L187 159V160H189V163H191L192 164V153L189 151H185L184 153ZM182 154V155H183ZM0 155H2V154H0ZM55 155V154H54ZM53 155V156H54ZM76 156H77V154H75ZM81 155V156H82ZM149 155V156H150ZM153 155V156H154ZM158 155V156H159ZM161 155V157H164V156H162ZM195 155V154H194ZM52 156V158H54L55 159V157H53ZM78 156H79V154H78ZM143 156V155H142ZM152 156V157H153ZM156 156V155H155ZM169 156V155H168ZM34 157V156H33ZM46 157L48 158V156H47V154H46ZM45 157V158H46ZM51 157V156H50ZM3 158V157H2ZM23 158V157H22ZM32 157H30L29 159H31ZM51 158V159H52ZM70 158H71V156H70ZM69 158V159H70ZM79 158H80V156H79ZM83 158H81V159H83ZM147 158H148V156H147ZM147 158H145V159H147ZM169 158V157H168ZM167 158V159H168ZM184 158V159H185ZM37 159V158H36ZM40 159V158H39ZM39 159H38V162H39ZM73 159V158H72ZM82 160V161H84L85 162V160ZM144 159V158H143ZM158 159H159V157H158ZM163 159V158H162ZM161 159V160H162ZM166 159V158H165ZM185 159V160H186ZM195 159H197V157L195 158ZM5 160V159H4ZM3 160V161H4ZM16 160V159H15ZM21 160V159H20ZM34 160L35 159H33L32 161H33V163H34ZM48 160V159H47ZM76 160V159H75ZM103 160V161H102ZM140 160H141V158H140ZM149 160H151L150 158H149ZM157 160V159H156ZM175 160V159H174ZM24 161V160H23ZM30 161V160H29ZM32 161H31V163H32ZM41 161V160H40ZM82 161H81V163H82ZM88 161V162H89ZM101 161V162H100ZM147 161H148V159H147ZM196 161H198V160H196ZM11 162V161H10ZM18 162V161H17ZM27 162H28V158H27ZM35 162H36V160H35ZM68 161H66V163H67ZM72 162V161H71ZM146 162V161H145ZM165 162H167L168 163V161H165ZM32 163V164H33ZM65 163V164H66ZM73 163H75L76 164V162H73ZM172 163V162H171ZM171 163H170V166H171ZM16 164V163H15ZM15 164H13V165H15ZM38 164H41V163H38ZM52 164V163H51ZM72 164V163H71ZM70 164V166H72ZM75 164H73V166L75 167ZM89 164V163H88ZM148 165V163L146 162L145 163V165ZM163 163H161V164H159L160 166H163V167H160V168H158L159 170L160 169H164L165 168V163L162 165ZM31 165V164H30ZM142 165V166H141ZM146 165V166H147ZM168 165V164H167ZM190 165V164H189ZM195 165V164H194ZM10 166V165H9ZM26 166V165H25ZM41 166V165H40ZM39 166V167H40ZM66 166V165H65ZM67 166H68V164H67ZM196 166V165H195ZM7 167H8V165L5 167V169H7ZM12 167V166H11ZM51 167V166H50ZM60 167V166H59ZM77 167V166H76ZM80 167V166H79ZM150 167V166H149ZM179 167H180V165H179ZM29 168V166L26 168H24V169H28ZM41 168V167H40ZM42 168H43V166H42ZM41 168V169H42ZM71 168H73V167H71ZM81 168V167H80ZM85 168H87L86 166H84V169ZM167 168V167H166ZM173 168V167H172ZM193 167H192V165H191V170L193 171V169H192ZM9 169V168H8ZM32 169V168H31ZM34 169H35V167H34ZM63 169V168H62ZM68 170H69V168H67ZM75 169V168H74ZM74 169H71L72 171L74 170ZM82 169V168H81ZM195 169V168H194ZM202 169V168H201ZM30 170V169H29ZM38 170V169H37ZM61 170V169H60ZM71 170H69L68 172L69 173H66V172H63V173H66V175L63 177V173H62V179L64 178L65 179V177H70L69 179H68V181H71L70 179H74L72 176L73 175H77L76 173L74 174V172H73V174H71L72 173V171ZM90 170V169H89ZM159 170H157V173H160V172H162V171H164V170H160V172H158ZM190 170V171H191ZM25 172L27 171V170H24ZM33 171V170H32ZM36 171V170H35ZM48 171V170H47ZM66 171V170H65ZM141 171V170H140ZM144 171H145V169H144ZM144 171H142L143 173H145ZM179 171V170H178ZM189 171V172H190ZM41 172H42V170H41ZM60 172V171H59ZM86 171H84V173H85ZM142 172L140 173L141 175H142ZM173 172V171H172ZM193 172H196V169L193 171ZM28 173V172H27ZM30 174H33L32 172H29ZM54 173V172H53ZM56 173V172H55ZM54 173V174H55ZM157 173H156V176H157ZM179 173V172H178ZM191 173V172H190ZM6 174H8V173H6ZM11 174V173H10ZM161 174V173H160ZM167 174V173H166ZM189 174V173H188ZM192 174V173H191ZM194 174V173H193ZM201 174V173H200ZM58 175V174H57ZM53 176L54 178L55 177H58V176ZM91 175V176H90ZM28 176V175H27ZM29 176H31V175H29ZM33 176H36V175H33ZM59 176H60V173H59ZM92 176H93V179H92ZM52 177V176H51ZM72 177V178H71ZM75 177V176H74ZM141 177V176H140ZM176 177V176H175ZM180 177V176H179ZM189 177V176H188ZM192 177V176H191ZM144 178H146V177H144ZM34 179V178H33ZM50 179V178H49ZM53 179V178H52ZM51 179V180H52ZM56 179H58V178H56ZM61 178H59V183L61 184L62 182H61V180H60ZM63 179V180H64ZM75 179H78V176H77V178H75ZM81 179V178H80ZM172 179V178H171ZM180 179V178H179ZM187 179H189V178H187ZM192 179V178H191ZM55 180V179H54ZM62 180V181H63ZM147 180V179H146ZM170 180V179H169ZM173 180V182H175L176 183V181L175 180H177V182H178V178L177 179H172ZM56 181V180H55ZM54 181V182H55ZM66 181H67V178H66ZM138 181H140V178H139V180ZM137 181V182H138ZM142 181H143V177H142ZM30 182V181H29ZM54 182H53V184H54ZM64 183H65V181H63ZM74 182H76V180L74 181ZM207 182V181H206ZM56 184L55 185H53L52 187V189L54 190V188H56V187H60V186H56L57 185V182H55ZM64 183H62V184H64ZM196 183H197V186L198 187H200V190H202L201 189V187H202V184L200 183V182H197V180H196ZM31 184V183H30ZM50 184H52V182L51 183H49V185ZM69 185L71 184V182L70 183H68ZM47 185H48V182H47ZM48 185V186H49ZM59 185V184H58ZM65 185H67L66 183L64 184V186ZM173 185V184H172ZM56 186V187H55ZM79 186V188H77ZM135 186V185H134ZM137 186H138V184H137ZM171 186V185H170ZM174 186V185H173ZM62 188H63V185L61 186ZM70 187H71V185H70ZM77 189H75V188ZM3 188H5V187H3ZM12 188H14V187H12ZM50 189H51V186L49 187ZM61 188V189H62ZM133 189H134V187H132ZM190 188V187H189ZM50 189H48L47 191L50 193H48L47 191H46V193L47 194H49V198H51L52 196H53V194H55L56 192L58 193V191L60 192V188H59V190L58 189H56V190H58V191H56V190H54L55 192H53V194L51 193L52 191L50 190ZM67 189V190H66ZM135 189H136V186H135ZM134 189V190H135ZM144 189V188H143ZM4 190V189H3ZM51 192H50V191ZM134 190H131V191H133L134 192ZM191 191V190H190ZM6 192V191H5ZM71 192V194H69ZM171 192H172V190L170 191V188H169V190L168 191H166V193H163V195H162V197H164V196H169L170 194H171ZM197 192H200V191H197ZM42 193H43V191H42ZM41 193V194H42ZM57 193L55 194V195H57ZM134 193H136V191L134 192ZM139 193V192H138ZM142 193V192H141ZM176 193H178V192H176ZM14 194V193H13ZM40 194V193H39ZM51 194H52V196H51ZM159 194V193H158ZM54 195V196H55ZM84 195H82V196H84ZM137 195V194H136ZM140 196H141V194H139ZM39 196V195H38ZM77 196H79V195H77ZM84 196V197H85ZM130 196V195H129ZM129 196H126V199H127V197H129ZM154 195H152V197H153ZM158 195H156V197H157ZM174 196V195H173ZM194 196H196V194L194 195ZM59 197H61V195L59 196ZM81 197V196H80ZM84 197H81L82 199L84 198ZM134 196H132V198H133ZM145 197V196H144ZM146 197H147V195H146ZM156 197H154V199L156 198ZM57 199H58V197H56ZM72 198V197H71ZM74 198V197H73ZM161 198V197H160ZM202 198V197H201ZM53 199V198H52ZM51 199V200H52ZM82 199H79V202L80 203H82L81 205H82V207L85 205V203H87V202H81V201H85L84 199L82 200ZM143 199H145V198H143ZM6 200V199H5ZM46 200V199H45ZM50 200V199H49ZM81 200V201H80ZM129 200V199H128ZM150 200H152V199H150ZM173 200V199H172ZM174 200H175V198H174ZM7 201V200H6ZM5 201V202H6ZM143 202H144V200H142ZM157 201V198H156V200H154V202H156ZM188 201V200H187ZM195 201V200H194ZM199 201V200H198ZM202 201V200H201ZM79 202H78V204H79ZM126 202H127V200H126ZM153 202V203H154ZM158 202V201H157ZM186 202V201H185ZM89 203H91V202H89ZM146 203V202H145ZM153 203H152V205H153ZM190 203V202H189ZM84 204V205H83ZM112 204H110V205H112ZM151 204V203H150ZM150 204H144V206L146 205V207L149 205L150 206ZM109 204H108V206H110ZM151 205V206H152ZM197 205H198V203H197ZM23 206V205H22ZM86 206H88V205H86ZM106 207V210H110L111 208H109V207ZM112 206V207H113ZM35 207V206H34ZM90 207H87V208H89L90 209ZM111 207V206H110ZM118 207V206H117ZM136 207H138V206H136ZM140 207H142V206H140ZM145 207V208H146ZM188 207V206H187ZM22 208V207H21ZM77 208H78V206H77ZM85 207H83V209H84ZM109 208V209H108ZM115 208V209H114ZM113 209H114V211L116 212L117 211V209H116V207H114ZM119 208V207H118ZM30 209V208H29ZM40 209V208H39ZM45 209V208H44ZM43 209V210H44ZM64 209V208H63ZM62 209V210H63ZM79 209H80V206H79ZM82 209V210H83ZM130 209V208H129ZM177 209H178V203L175 201V202H172L171 200H169V199H164V198H162L161 200H159V202L156 204V206L154 207H152V208H150L149 207V209H147L150 213H154L153 215H155V217H156V221H155V223H154V225H153V228L154 229H159L157 232H159L160 231V229L161 228H163V222L164 221H166V216H172V215H176V213H177ZM188 209V208H187ZM21 210V209H20ZM76 210V209H75ZM82 210H80V211H82ZM77 211H79V210H77ZM89 211V210H88ZM87 211V212H88ZM111 211V213L113 212L112 211V209L110 210ZM180 211V210H179ZM38 212V211H37ZM93 212V211H92ZM91 212V213H92ZM104 212V211H103ZM106 212V211H105ZM148 212V213H149ZM181 212V211H180ZM80 213V212H79ZM101 215H102V210H101ZM109 213V212H108ZM114 213V212H113ZM136 213V212H135ZM146 213V212H145ZM25 214H27L28 215V213H24V215ZM30 214V213H29ZM48 214H50V213H48ZM93 214H94V212H93ZM26 215V216H27ZM150 215V214H149ZM26 216H24V219H25V217ZM42 216V215H41ZM139 215L137 214H135V216L133 217V220H134V222L132 223V229H133V227L134 228H139L140 229V226H139V222H140V220H139V218L140 217H138ZM151 216V215H150ZM22 217H23V215H22ZM103 217H105L104 215H103ZM149 218H151V217H149ZM165 220H164V219ZM177 218V217H176ZM185 218V217H184ZM19 219V218H18ZM27 219H29V218H26L25 219V221L27 220ZM103 219H106V218H103ZM143 219V218H142ZM19 220H22L23 221V218L21 219H19ZM31 220V219H30ZM101 220V219H100ZM144 220V219H143ZM164 220V221H163ZM168 220V219H167ZM142 221V220H141ZM163 221V222H162ZM31 222V221H30ZM30 222H28V223H30ZM100 222H103L102 220L100 221ZM100 222H98V223H100ZM147 222V221H146ZM180 222H182V221H180ZM57 223V222H56ZM142 223V222H141ZM163 223V224H162ZM166 223V222H165ZM33 224H34V222H33ZM101 224V223H100ZM105 224V223H104ZM180 224V223H179ZM178 224V225H179ZM25 225H27V224H25ZM31 224H29L28 226H30ZM99 225V224H98ZM145 225V224H144ZM97 226V225H96ZM100 226V225H99ZM165 226V225H164ZM31 227V226H30ZM29 227V228H30ZM106 227V226H105ZM104 227V228H105ZM29 228H28V230H29ZM44 228V227H43ZM47 227H45L44 229H46ZM167 228V227H166ZM106 229V228H105ZM138 229V230H139ZM181 229V228H180ZM28 230H26L27 232H28ZM163 230V229H162ZM30 231V230H29ZM133 231H135L136 232V230L134 229ZM165 231H166V229H165ZM168 231H169V229H168ZM175 231V230H174ZM177 231H179V230H177ZM217 231V230H216ZM227 231H229V230H227ZM226 231V229H225V232H227ZM55 232V231H54ZM137 232H139V231H137ZM152 232V231H151ZM155 232V231H154ZM221 232V231H220ZM219 233V232H218ZM42 234V233H41ZM137 234H139V233H137ZM164 234V233H163ZM11 235V234H10ZM105 235V234H104ZM149 235V234H148ZM41 236V235H40ZM60 236V235H59ZM58 236V239L55 237V238H53L54 239V241H55V239H57L56 240V242H55V244H54V242L52 243V244H54V247H53V250H51L50 248V251H52V252H54L55 250H58L56 247H58V248H60V250H61V247H59V241H61L60 239H62V238H60ZM139 236V235H138ZM10 237V236H9ZM140 237V236H139ZM152 237H155L154 235L152 236V234H151V238ZM10 238H12V239H16L17 240V242H18V244H20V245H17V246H23V245H21V244H23L25 241H24V239H22V238H17L16 236H14L13 234L11 235V237ZM40 238V237H39ZM149 239V238H148ZM9 240H11V239H9ZM42 240V239H41ZM74 240V239H73ZM11 241H13V240H11ZM44 241V240H43ZM63 241V240H62ZM139 241V240H138ZM142 241V240H141ZM148 241H150V239L148 240ZM42 242V241H41ZM59 242V243H58ZM74 242V241H73ZM146 242V244H149V242L147 243V241H145ZM152 242V241H151ZM155 242H157V241H155ZM26 244V243H25ZM61 244V243H60ZM141 244V243H140ZM152 244V243H151ZM162 244V243H161ZM37 245V244H36ZM41 245V243L39 244V246ZM58 245V246H57ZM135 245H137L136 244V242H135ZM135 245H134V247H135ZM144 245V244H143ZM38 246V247H39ZM23 247H25V246H23ZM23 247H22V249H23ZM127 247V246H126ZM134 247H133V249H134ZM139 247V246H138ZM142 247V246H141ZM147 246H145V248H146ZM27 248V247H26ZM25 248V249H26ZM41 248V246L38 248V249H40ZM56 248V249H55ZM120 248V247H119ZM124 248V247H123ZM128 248V247H127ZM126 248V249H127ZM130 248H132V246L130 247ZM129 248V249H130ZM136 248H137V246H136ZM20 249V248H19ZM22 249L21 250H19V251H22ZM37 249V250H38ZM44 249V246L42 247V249L41 250H43ZM139 249V248H138ZM137 249V250H138ZM143 249V248H142ZM152 249H153V247H152ZM152 249H151V251H152ZM60 250H58V251H60ZM76 250V249H75ZM136 249H135V251H137ZM141 250V249H140ZM149 250H150V248H149ZM24 251V250H23ZM23 251L21 252L22 254H24L23 253ZM39 251V250H38ZM62 251V250H61ZM122 251V253L124 254L125 252L123 251V250H121ZM130 251V250H129ZM128 251V252H129ZM141 251H143V250H141ZM145 251V250H144ZM25 252V251H24ZM51 252V253H52ZM56 252V251H55ZM64 252V251H63ZM62 252V256H63V253ZM116 252H117V249H116ZM115 252V253H116ZM150 252V251H149ZM14 253H15V251H14ZM17 253V252H16ZM37 253V252H36ZM39 253H40V251H39ZM66 253V252H65ZM76 253H77V251H76ZM132 253V252H131ZM133 253H134V250H133ZM136 253V252H135ZM137 253H139V251L137 252ZM19 254H20V252H19ZM42 254H43V252H42ZM42 254H40V255H42ZM57 254V253H56ZM148 254V253H147ZM24 255H26V253L24 254ZM24 255L22 256V258L24 257ZM53 255V254H52ZM55 255V254H54ZM53 255V256H54ZM64 255H66V254H64ZM77 255V254H76ZM117 255V254H116ZM120 255H121V252H120ZM145 255V254H144ZM14 256V255H13ZM19 256H21V255H19ZM34 256H36V257H38V254H35ZM49 256V255H48ZM48 256H46L47 257V259L49 258ZM118 256V255H117ZM127 256V255H126ZM130 255H128V257L127 258H130L129 257ZM134 256H135V254H134ZM142 256V255H141ZM147 256V255H146ZM46 257H45V259L44 260H46ZM55 257V256H54ZM54 257H52V258H54ZM119 257V256H118ZM125 257V256H124ZM151 257V256H150ZM25 258V257H24ZM60 258H62V257H60ZM64 258V257H63ZM120 258H122L121 256H120ZM119 258V259H120ZM126 258V259H127ZM134 258V257H133ZM152 258V257H151ZM19 259V258H18ZM32 259V258H31ZM55 259V258H54ZM67 259V258H66ZM126 259H124V260H126ZM131 259H132V257H131ZM138 259H140L139 258V256H138ZM145 259H147V258H145ZM36 260H38V258L36 259ZM41 260H43V257H42V259ZM121 260H123V259H121ZM135 260H137L136 259V256H135ZM141 260V259H140ZM47 261V260H46ZM63 261H65V258L63 259ZM130 261V260H129ZM145 261V260H144ZM45 262V261H44ZM43 262V263H44ZM48 262V261H47ZM62 262V261H61ZM66 262V261H65ZM124 262V261H123ZM126 262H128V260L126 261ZM21 263L23 264V260L21 259ZM33 263V262H32ZM42 263V262H41ZM46 263V262H45ZM44 263V264H45ZM75 263H77V262H75ZM25 264V263H24ZM141 264V263H140Z\"/></svg>",
  "mask_w": 264,
  "mask_h": 264
},
{
  "label": "built area",
  "instance_id": "2783aa9c",
  "mask_svg": "<svg viewBox=\"0 0 264 264\" xmlns=\"http://www.w3.org/2000/svg\"><path fill=\"white\" fill-rule=\"evenodd\" d=\"M0 264H15V263L7 259L3 254H0Z\"/></svg>",
  "mask_w": 264,
  "mask_h": 264
}]
</instances>
